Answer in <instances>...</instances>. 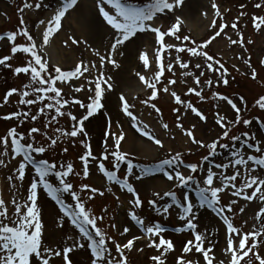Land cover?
Segmentation results:
<instances>
[{"label": "rangeland", "instance_id": "obj_1", "mask_svg": "<svg viewBox=\"0 0 264 264\" xmlns=\"http://www.w3.org/2000/svg\"><path fill=\"white\" fill-rule=\"evenodd\" d=\"M204 5L198 6L196 11L192 14L195 16H199L205 21L207 24L206 32L198 38L193 31V29L188 25V17L186 14L188 4L185 0L183 7L177 9L174 13H167L166 15L160 16V22L162 30L166 31L172 23L175 22V17L179 16L183 23L180 26V31L177 35L180 36V40H176L175 37H165L166 45H174L175 47H195L196 45L202 44L205 41L209 40L213 35H215L216 31H219V26L221 24H226L224 32L221 36L217 37L206 49L209 55L213 56L214 59L219 60L224 67L228 70L227 79L229 83L225 86L222 81L217 80V74L213 72H209L205 67L201 69H196L195 65L197 63L204 64L203 58L191 57L187 52L180 53L181 62L188 63V69H181L178 64L175 62V57L177 56V52L175 51V47L168 49L167 51L161 53V63L165 66V72L160 78V82L157 85L158 88V96L154 101H150L149 104H144L142 101L148 100V97L151 95V89H148L146 84L141 82L136 73H140L145 76L146 80H152L155 76L156 71L159 70L156 61V52L159 48V45H156L154 42V34H147L151 36L152 42L143 43L141 46H137L133 53V62H129L126 65L127 74L129 78L132 80L130 84H125L119 76V72L123 68V60L120 61L117 59V55L114 56L119 67H114L111 64H105L103 68H100L99 57L93 54L94 51L100 52L102 55H107L109 51H106L103 48V45L100 46L98 43L90 40L86 41L83 38H79V36L75 33V31L69 26L67 23L63 28V19L61 22L62 36L59 38L58 47L62 49L64 52L72 51L74 54V59L76 63L83 62L84 64H96L97 69H91L89 73H85L80 79H70L67 82L57 81L56 86L61 89L62 96L64 99L69 101L75 99H80L81 101L87 103V96L89 95L87 89L92 87L94 89V84H89V81H94L96 77L99 75V72L102 71L105 77H111L110 83L112 85V89L110 91H106V101H105V109L103 111L108 113V116L111 117L112 121V129L113 132L123 131L126 135V131L129 130L136 138H141L147 142H149L152 146L156 147V155L153 158L141 157L133 152L129 153V159L137 165V169H134V175L129 177V183H131L135 189L137 190L141 200L142 207L141 208H133L128 201L133 199L132 195L125 190H121L120 187L116 184H112L107 181L106 177L99 171L97 165L100 162V156L104 152V136L103 132L107 130V120L108 117L103 116L98 113L95 118L90 122L86 123V130L89 132V137L87 142L91 144L93 155L97 157L96 161L90 162L89 168V176L85 178L83 176V164L79 160V157L84 153L85 149L80 144V140L84 139V137H61L58 140V145L55 148L48 150L44 153L43 158L48 160L49 162L59 165H67L68 163H72L74 167L73 174L68 178V182L72 183L75 186V191L77 193L80 192L81 184H88L91 187H95L100 191L104 192L103 196L96 194L94 199L91 201L87 200V196L90 195L88 192L82 194L84 198V202L88 209H91L92 213L96 216L103 215L104 220L98 222V227L101 228L102 231L106 232L108 236H111L117 243H126L128 239H132L134 236H140L141 238L135 241L133 249L131 251L125 250V257L127 258V264H154L151 260V257L154 255H158L159 253L152 248H149L147 245L149 243L147 239V235L142 232L132 221L128 215L130 211L135 212L139 217L143 218L145 221V227L154 224L156 222L160 223L166 231L163 233L166 239H172L175 245V251L168 253L163 259H165L166 264H175V259L177 257L183 256L184 259L192 261L193 264H196L197 261H200V264H204L202 254L193 252L184 254L182 252L183 243H185L189 239H193L194 237L191 234V231L184 233H177L175 229L180 226H184L186 222L179 221L177 219L179 209L173 205V207L169 210V214L167 217L158 214L148 203L149 200L156 199L157 206L163 207L165 204L171 203L170 197H164L162 200L158 197H154V192H159L161 196L165 191L159 190L157 191L155 188L150 187L148 184L143 181L147 178L145 177L142 181H137L135 179V175H139L138 169L140 167H144L146 164H159L161 160L169 158V154H175L179 152L182 154V159L185 164L190 163H203L205 169L209 166L213 167V170L217 173H223L225 176L233 175L237 170L240 172V176L236 180V185L239 187L241 183L249 178V175L261 174V178H264L263 169L257 165L249 162V167L245 166H230L229 168H220L216 169V164H231L232 152L235 149H239L241 152L245 154V158L247 155H255L259 157L260 155H264V153H256L254 148L249 149L246 146L241 147L240 141H233L231 139L232 136H241V140L246 139L242 134L244 132H248L249 135H254L256 140H259L262 145H264V129L261 127L264 124V110L260 109L256 105V101L264 96V64L261 63L264 60V25L261 26L260 30H257L253 26L252 18L255 17H264V0H206ZM28 3L33 4V8L25 9L23 12L20 11L23 8V4L25 0H0V34L8 33V32H18L24 28L28 30V32L33 36V38L37 41L39 54L48 61L47 57L42 54V41L40 39L41 27L38 28L37 25L40 20H46L51 18L53 14V10L58 7V0H27ZM129 3H134L137 6H143L145 3L151 2V0H128ZM191 2V0H190ZM215 2L220 10V16H216L215 9L211 7L212 3ZM40 3L41 8L36 9L35 4ZM260 4V8H256L255 5ZM96 12L94 13V17L100 20L106 25V22L103 21V18L99 15L97 8H95ZM107 10V8H106ZM114 13V10H112ZM241 12L244 13L241 16ZM97 13V16H96ZM206 13V15H205ZM214 16L216 20V27L213 28L209 22L211 18ZM21 18L24 23L21 24ZM203 22V21H202ZM233 23L237 24V28L233 29L231 25ZM46 26V25H45ZM44 26V27H45ZM108 26V25H107ZM110 28V26H108ZM61 30V29H60ZM59 30V31H60ZM43 31V28H42ZM113 31V30H112ZM239 32L242 37L244 44L241 47L239 44L233 45L231 44L228 37L231 39L239 40L240 36L237 35ZM54 34V37H56ZM141 35V34H138ZM184 36H188L190 39L188 41L183 40ZM75 39L79 41L78 43L73 44L72 40ZM139 39L136 38L134 43ZM195 41V44L192 42ZM248 41H252L248 43ZM17 45H27L29 42L23 36H17L16 42ZM13 45L7 41V38L4 40H0V58L3 56L9 55L11 56V47ZM46 45L45 47H48ZM199 50V49H198ZM145 52L147 54V58L149 60V68L145 69L143 67V63L139 60V53ZM31 59V57L27 54L17 53L12 57L11 60L8 61L12 65V68H5L0 66V116L7 115L12 112H30L33 115H38V119L36 121H32L31 119L21 120V119H13V120H3L0 119V137L4 136L8 129L11 127H16L18 132L27 134L30 128L38 127L41 129V133L33 134L35 136V140L37 144L43 143L47 146L49 142L46 137L42 135V133L47 132L48 135L52 138H57L60 134L55 131V129L59 128L65 131H71L72 125L75 123L70 120L67 115L63 117H58L56 122H53L49 128L45 129L44 124L48 123L49 119L52 115H55L54 111H47L45 114H38V109L43 105L41 103H37L31 106L21 105L18 103L20 96L19 93L14 94L9 98V102L5 105L3 102V96L5 93L11 89L16 88L20 91L24 90V85L30 83V74L25 75L23 73L17 75L13 74V69L18 66H26L27 61ZM248 60L251 64V68H249L244 61ZM173 64V71L168 72L167 64ZM49 64V73L53 76L56 75L55 68L57 67L54 64ZM218 67V65H214ZM62 71H71L74 70L75 65L58 66ZM239 69V70H237ZM252 69L256 71V79H252ZM191 72L192 76H185L183 73ZM200 71H205V75L200 77L201 84H195V77L200 76ZM176 80L177 83L175 85H168L169 80ZM211 79L213 84L211 87L206 85L204 82ZM138 83V84H137ZM38 86V85H34ZM83 87L84 91L76 93L74 89L76 87ZM140 86L143 87V91L140 92ZM167 86L169 88V92L165 93L163 88ZM137 87V88H136ZM195 88L197 91L201 92V97L196 96L194 93H188V88ZM31 90V87L30 89ZM176 92L183 101L182 104H177L175 99L171 96V92ZM139 92V93H138ZM217 93L219 95L227 96L229 99L233 100L234 103L237 104L238 107L241 108V117L243 119H249L254 121L251 125L245 126L243 123L240 125H235L234 123L230 125L232 131L230 132V137L224 140H221V143L227 144V148H217L216 154L213 156H209L208 161H203V157L208 154L207 149L200 148L195 144H192L189 141V138L184 135L185 130H193L194 135L197 140H203L207 142H211L212 139L218 138L219 134H222V130L215 123V119L217 114L225 116L226 119L235 120L234 110L230 105L227 104L226 101H222L218 98V96L213 95ZM123 95L127 102L132 105L131 111L138 118L142 124L148 125V131L154 135L156 138L162 140L164 144V148H159L155 146L153 143L148 141L147 137H143L140 133L136 132L134 128L131 127L130 118L125 116L120 110L121 102L119 97ZM240 97H243V101L240 100ZM30 99H35V96L28 97ZM44 103H48L47 100ZM154 103L157 108L160 109V112L157 113L150 104ZM188 103H191L195 108L200 110L203 115L206 117V121H201L190 109L186 107ZM174 109H179L178 112L174 111ZM63 111L65 113L71 112L73 115L79 117L84 113L85 110L80 109L78 105H67ZM179 116V121L177 117ZM100 120V124L92 123L93 121ZM117 122L120 124V128L117 129ZM183 125V128L177 127V123ZM167 124L168 128L164 129L162 125ZM126 125V129H125ZM193 126H195L193 128ZM31 142L27 135L25 136L24 143ZM255 145L256 141H250ZM122 145V143H121ZM67 148V152H64L63 149ZM108 151H113L114 144L111 139H109L107 144ZM0 151H3V146L0 145ZM121 151L122 146H121ZM125 152V151H123ZM39 157L37 159H40ZM11 160V157H5L6 163ZM105 168L107 170H113L112 168V159L109 161H104ZM14 164L10 163L9 168L0 167V197H2L6 204L11 209V200L14 196V188L13 183L19 184L18 181L9 182L8 176L12 175V171L10 169ZM82 168V169H81ZM167 168V166H165ZM181 171L184 175H189L190 171L184 168L183 165L180 166ZM255 168L256 172H251L250 169ZM127 171V165L121 164L120 171L118 173L119 177L123 179L125 173ZM76 173H80V175H76ZM35 175L34 170L31 169V166H28V170H26L25 181L23 182V186L21 188L20 196L23 197L26 193L25 190L28 187L32 177ZM157 175L161 178V174H153ZM196 179L200 180L204 175V171H198L195 174ZM54 179V178H53ZM29 180V182H28ZM169 188L168 191H176L177 196L182 201V196L184 192H188L190 199L194 204L199 206L198 199L195 194V184L190 182V188L186 189H177L174 187L175 185L172 182H168ZM215 186H220V180L217 178L214 181ZM203 186V184H201ZM111 187L112 191L109 192L107 189ZM254 189L246 190L250 195L251 191ZM119 197V199H117ZM70 197L65 195V200L68 203L70 201ZM232 199L237 200V205L234 206V210L231 213H225L228 219L233 223L234 227L241 230V233H248L251 231H258L261 229V221L256 219V213L260 211L261 208H264V201H261L259 198L253 201H246L242 199V197H232L231 189L227 190L224 194H221V203L222 205H228ZM43 200L47 201V204L54 208L57 212L54 202L50 197L47 196L43 191L39 194V206L40 202ZM41 207V206H40ZM240 208L244 209V212H240ZM42 209V207H41ZM105 209L107 212L105 213ZM14 210V209H11ZM204 212L209 213L213 218L215 217V212L211 209L201 208L198 212L199 219L194 221L197 223V231L206 234L209 240L216 242L214 255L215 259L213 264H220V261L223 260L224 264H229L231 259L230 254L223 255V250L226 245V236L227 231L224 226L221 225L218 219L214 218L215 223L207 222ZM213 213V214H212ZM58 215H54L51 220V224L47 223V221L43 217L42 212V221L44 223V236L43 241L45 246H51L53 248H58L63 246V242L67 236L73 235L76 231L74 226L65 220L63 229L57 227ZM125 221V223H124ZM111 224H115L116 228L110 227ZM129 227L130 232L125 236H121L120 232L123 231L124 227ZM220 226L223 227L224 233ZM71 228L73 232L69 229ZM224 238V241H223ZM157 242H158V238ZM260 239H264L262 236ZM109 248L111 249V253L113 257L119 259L118 254L115 252V246L108 242ZM224 244V247L220 245ZM211 246L207 242L205 243V247ZM238 248V241H236V245ZM141 249H143L141 251ZM254 253H258L261 258H264V246L260 248L254 249ZM86 253L84 250H78L74 254H70V259L73 260V264L80 263L82 260L86 258ZM213 255V253H210ZM76 257H78L76 259ZM35 264V262H34ZM50 264H62V261L58 257H53L50 261ZM241 264H259V261L255 259V254H250L249 257H245Z\"/></svg>", "mask_w": 264, "mask_h": 264}, {"label": "snow or ice", "instance_id": "obj_2", "mask_svg": "<svg viewBox=\"0 0 264 264\" xmlns=\"http://www.w3.org/2000/svg\"><path fill=\"white\" fill-rule=\"evenodd\" d=\"M96 6L98 8L99 15L106 22V25L110 26L112 31V39L109 42V52L107 55H102L98 51H94L93 54L99 57L100 68L104 65L111 64L114 67H119L115 54L119 53L124 55L120 49L126 45V43H132L138 34H154V42L159 45L156 52V61L159 68L156 71L154 78L146 80L145 76L141 75L139 72L136 75L139 77L140 81L145 83L148 89H151V95L148 100L142 101L144 104H149L150 101H154L158 96L157 85L160 82L161 76L165 72V66L161 63V53L175 47L174 45H166L165 37H175L176 40H180V36L177 33L180 31V26L183 23L179 16L175 17V22L166 30H162V27L156 26V21L162 15L167 13H174L177 9L183 7L185 0H151L149 3H145L143 6H137L134 3H129L128 0H95ZM78 5V0H58V7L53 10V14L50 19L40 20L37 27L46 25L42 31V45L40 47L48 45L50 39L61 29L62 19L65 18L66 14L70 9H74ZM211 7L215 9L216 16H220V10L218 5L213 2ZM256 8H260V4L255 5ZM33 8V4L28 3L25 0L23 8L20 9L23 12L25 9ZM35 8H41L40 3L35 4ZM107 8V10H106ZM114 10V13L113 11ZM206 15V13H205ZM244 13L241 12V16ZM253 26L255 29L260 30L261 26L264 25V17H253ZM24 21L21 18V24ZM211 26L216 27V20L211 21ZM226 24H221L219 26V31L215 32L209 40L202 44L196 45L195 47H175L177 56L175 57L176 64L179 65L181 69H188L189 64L181 62L180 53L187 52L191 57L203 58L204 64L197 63L195 65L196 69H201L205 67L207 71L217 74V80L222 81V83L227 86L229 80L227 79L228 70L219 61L214 59L213 56L209 55L203 49H206L217 37L221 36L224 32ZM233 29L237 28V24L233 23L231 25ZM23 36L29 42L27 45H17V36ZM240 36L239 40L231 39L228 37L231 44H239L241 47L244 44L242 35L237 32ZM7 38V41L13 46L11 47V56L6 55L0 58V66L5 68H12V65L8 63L17 53L27 54L31 57L27 61L26 66H18L13 69L14 75H19L21 73L26 76L30 74V83L24 85V90L20 91L16 88L9 89L3 96V102L6 105L9 102V98L14 94L19 93L20 99L18 101L21 105H34L41 103L43 106L38 109V114H45L47 111H54L55 115H52L48 123L44 124V128L47 129L53 122H56L58 117H63L65 115L75 123L72 125L71 131L61 130L59 128L55 129L60 135L57 138H52L47 132L42 133L44 137L49 141L47 146L43 143L37 144L35 136L33 134L41 133V129L38 127H32L29 129L27 134L18 132L16 127H11L8 129L6 134L0 137V145L3 146V151H0V167L9 168L10 163L15 162L13 167L10 169L12 175L8 176V181L14 182L18 181L19 184L13 183L14 196L11 200V210L6 204L5 200L0 197V264H50L53 257H58L61 259L62 264H73V260L70 259V254H74L78 250H84L88 255L86 258L80 262V264H127V258L125 257V250L131 251L133 249L135 241L139 240L140 236H134L132 239H128L126 243H117L111 236H108L106 232L102 231L98 227V222L104 220V216H96L92 213L91 209L86 207L83 193H91L87 196V200L91 201L94 199L96 194L100 196L104 195L103 191L95 187H91L88 184L80 185V192L77 193L74 190L72 183L68 182V178L74 172V167L72 163H68L66 166L61 164L59 167L57 164L49 162L46 159H37V156L33 154H44L48 150L55 148L58 145V140L61 137H84L80 140V144L84 147V153L79 157V160L83 164V176L87 178L89 176V164L90 162L96 161L97 157L93 155L91 144L87 142L89 137V132L86 130V123L90 122V118L95 117L98 113L103 116L108 117L107 120V130L103 132L104 136V152L100 156V162L97 167L99 171L106 177L107 181L112 184L119 185L121 190H125L130 193L133 199H130L128 203L133 208H141L142 200L135 189V187L129 183V177L134 175V169H137L131 159H129V153L121 151V143L125 140L126 136L123 131L113 132L111 117L108 113L103 111L106 107L105 101L106 91L112 89L110 83L111 77H105L102 71L94 81H89V84H94V89L89 87L87 89L89 95L87 96V103L81 101L80 99H73L71 101L64 99L62 96L61 89L56 86L57 81L67 82L70 79H80L85 73H89L91 69H97L96 64H84L83 62L77 63L74 70L62 71L60 67L55 68L56 75L53 76L49 73V64L40 54L38 50L37 41L28 32L26 28L18 32H8L0 34V40ZM190 38L184 36L183 40L188 41ZM79 41L73 39L72 43H78ZM252 41H248L251 43ZM195 44V41L192 42ZM199 49V50H198ZM139 60L143 63L145 69L149 68V60L145 52L139 53ZM244 63L251 68V64L248 60ZM264 64V60L261 61ZM214 65H218L215 67ZM168 72L173 71V64H167ZM239 70V69H237ZM185 76H192L191 72L185 71L183 73ZM205 75V71H200V76L195 77V84L200 85L201 79ZM252 79H256V71L252 69ZM176 80H169L168 85H175ZM209 87L212 86L213 81L211 79L204 82ZM38 85V86H34ZM31 87V90H29ZM76 93L84 91V88L76 87L74 89ZM165 93L169 92V88L165 86L163 88ZM188 93H194L196 96L203 99L201 92L197 91L195 88L189 87ZM35 96V99H30L28 97ZM213 95L218 96L222 101H226L228 105L234 110L235 120L226 119L225 116L217 114L215 119L216 125L222 130V134L218 135V138L212 139L211 142L197 140L193 130H185L184 135L189 138L192 144L197 145L200 148L207 149L208 154L202 159L203 161H208L209 156L216 154L217 148H227L228 145L221 143V140L230 137V132L232 128L230 125L233 123L235 125L248 126L254 123V121L249 119H243L241 117V108L237 106L233 100L229 99L227 96L219 95L214 93ZM171 96L175 99L177 104H182L183 101L176 92H171ZM47 100L48 103H44ZM121 102L120 110L122 113L130 118L131 127L140 133L141 136L147 137L148 141L153 143L159 148H164L162 140L156 138L147 129L148 125L142 124L141 121L133 114L131 111L132 105H130L125 97L121 95L119 97ZM243 101V97H240ZM78 105L80 109L85 110L84 113L79 117L73 115L71 112L65 113L63 109L69 105ZM256 105L264 110V96H261L257 101ZM150 106L157 112L160 109L156 107L154 103ZM188 109L192 111L201 121H206L205 115L195 108L191 103L186 105ZM178 112L179 109H174ZM3 120H13L21 119L27 120L31 119L36 121L38 115H33L30 112H12L4 116H0ZM179 121V116L177 117ZM117 129L120 128L119 122L116 125ZM164 129L168 128L167 124L162 125ZM177 127L183 128V125L179 122ZM195 126H193L194 128ZM264 127V124L261 125ZM29 138L31 142L23 143L25 141V136ZM246 139L241 140V136H232L233 141H240L241 147H247L249 149L254 148L256 153H264V145L261 144L259 140H256L254 135H249L248 132L242 134ZM109 139L113 141L114 149L113 151H108L107 144ZM250 141H256L255 145ZM67 152V148L63 149ZM11 157V160L6 163L5 157ZM22 157L21 159H18ZM233 159L231 164H216L215 168H229L230 166H245L249 167V162L259 166L264 169V155L259 157L255 155H247L241 152L239 149H235L232 152ZM112 159L113 170H107L105 168L104 161H109ZM126 164L127 171L121 179L118 175L120 171V165ZM34 170L35 175L32 177L28 187L25 190V195L20 196L21 188L26 177V170L28 166ZM183 165L184 168L188 169L191 174L184 175L181 171L180 166ZM171 169V171L167 170ZM156 170L163 173V177L167 181L172 182L177 189L190 188V182L195 184V194L199 202V206L192 202L189 197L188 192H184L181 199L177 196L176 191H165L163 196L159 192H154L153 196L163 199L165 196L171 198V203L165 204L163 207L157 206V200H149V205L160 215L167 217L169 210L175 205L180 211L178 213L177 219L182 222H186L184 226L177 227L175 231L177 233H184L191 231L194 237L193 239L187 240L183 243L182 252L188 254L195 250V253L202 254L204 264H213L215 259L214 250L216 242L209 240L206 234H202L197 231V221L199 219L198 212L201 208L211 209L216 213L218 217L223 221V225L226 226L227 236L226 245L223 250V255L230 254L231 259L229 264H241V261L245 257H249L250 254H255V259L259 261V264H264V258L258 253H254L253 250L264 246V239H260L264 236V208H261L259 212L256 213V219L261 221V229L258 231H251L248 233H241V230L234 227L233 223L228 219L227 213H231L234 210V206L237 205V200L232 199L228 205H222L221 194H224L227 190L231 189L232 197H242L246 201H253L259 198L264 201V178H261V174L249 175V178L244 180L239 187L236 185V180L240 176L239 170H237L233 175L225 176L223 173H217L213 170L212 166L205 169L203 163H193L185 164L182 159V154L176 152L175 154H169V158L163 159L159 164L156 165ZM139 175H135L137 181H142L145 177L152 176L153 169L150 166L140 167L138 169ZM198 171H204L205 175L200 179H196V176L192 175ZM251 172H256L255 168L250 169ZM80 175V173H76ZM54 178V179H53ZM220 180V186H215L214 181L216 179ZM203 184V186H201ZM254 189L249 195L246 190ZM109 192L112 188L107 189ZM43 191L51 198L52 201L58 206V220L57 227L63 229L65 220L70 222L74 229L76 230L73 235H69L63 242L62 247L53 248L51 246H45L43 241L44 236V223L42 221V209L38 204L39 194ZM65 195L69 196L73 203H67L65 200ZM119 199V197H117ZM105 213L107 209L104 210ZM240 212L243 213L244 209L240 208ZM62 214V215H61ZM130 219L139 226L140 230L147 235L149 241L148 247L155 249L159 254L151 257L154 264H166L165 257L168 253L175 251V245L172 239H166L163 233L166 229L160 223H154L145 227V221L143 218L139 217L135 212L130 211L128 213ZM110 227L116 228L115 224H111ZM129 227H124L120 235L123 237L130 232ZM158 238V242L157 239ZM115 246V252L118 254L119 259L112 256L111 249L109 248L108 242ZM236 241H238V248L235 246ZM211 246L205 247V243ZM143 249H141L142 251ZM213 253V255H210ZM175 264H193L192 261L184 259L183 256L177 257L175 259ZM196 264H200L197 261ZM220 264H224L221 260Z\"/></svg>", "mask_w": 264, "mask_h": 264}, {"label": "bare ground", "instance_id": "obj_3", "mask_svg": "<svg viewBox=\"0 0 264 264\" xmlns=\"http://www.w3.org/2000/svg\"><path fill=\"white\" fill-rule=\"evenodd\" d=\"M94 0H78V5L70 10L65 18H63V28L64 26L69 23V26L75 31V33L79 36V38H83L86 41H94L98 43L100 46L103 45V48L106 51H109V42L112 39V30L105 25L100 18L98 17V20L96 17H94V13L96 12L95 7H94ZM189 1V4H188ZM187 4V21L188 25L193 29L195 32L196 36L200 38L207 30L208 27L205 21L200 18L199 16H195V14L190 15L191 12H195L198 6L204 5L206 0H186ZM94 10V13H93ZM193 12V13H194ZM97 16V13H96ZM50 16H48L49 18ZM45 21H47V19ZM203 21V22H202ZM161 23L160 21L158 24ZM45 26V25H44ZM44 26H41V32H40V39L42 41V28ZM58 31V34L56 37L51 38L49 41V46L48 47H43L42 48V53L45 57H47L48 61L50 64H54L56 66H70V65H76V60L74 59V54L72 51L64 52L62 49L58 47L59 44V38L62 36L63 32L62 29ZM139 39L137 42L134 43H126L125 46H123L120 51L124 53V55H120L119 53L115 54L117 59L123 62V68L119 72L120 79L125 83V84H130L132 81L128 74H127V68L126 65L131 61L133 63V53L135 48L143 43H149L152 42L151 36L147 34H141L138 35ZM138 84V83H137ZM137 88V87H136ZM140 92L143 91V87L140 86ZM139 93V92H138ZM95 118V117H94ZM93 118V119H94ZM92 119H90L91 121ZM92 123L95 124H100V120L93 121ZM126 129V125H125ZM126 138L124 141H122V150L125 152H133L134 154L141 156V157H147V158H153L156 155V147L152 146L149 142L141 139V138H136L129 130L126 131ZM19 159V158H18ZM15 162H12L14 164ZM29 182V180H28ZM144 183L148 184L150 187L155 188L157 191L159 190H168L169 188V183L165 182L158 176H154L151 178H147L143 181ZM41 203L42 207V212H43V217L47 221V223L51 224L52 217L54 215H58V213L55 211L54 208H51L46 200H43ZM203 215L205 216V219L207 222L210 223H215L214 218L209 215V213L204 212ZM125 223V221H124ZM222 229V232L224 233V229L222 226H220ZM72 232L73 230L69 228ZM224 241V238H223ZM221 247H224V244L220 245ZM78 257H76L77 259ZM76 264H80L79 262Z\"/></svg>", "mask_w": 264, "mask_h": 264}]
</instances>
